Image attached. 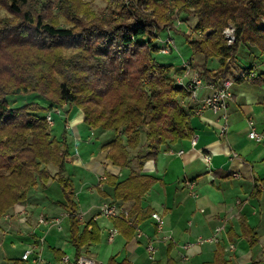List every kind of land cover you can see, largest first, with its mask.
<instances>
[{
  "label": "trees",
  "instance_id": "trees-1",
  "mask_svg": "<svg viewBox=\"0 0 264 264\" xmlns=\"http://www.w3.org/2000/svg\"><path fill=\"white\" fill-rule=\"evenodd\" d=\"M130 1L125 4L123 0H109L116 8L120 7L123 19L125 11L130 14L128 22L93 16L87 22L78 21L82 31H76L47 22L29 9L24 11L28 0H7L11 12L22 18L29 27L28 34L34 36L30 39L27 35L19 43V49L8 56L6 69L0 71V219L14 205L24 202L32 187H43L49 180H57L64 196L60 206L69 217V241L75 249V258L85 246L99 242L100 228L92 218L80 228L74 187L65 168L68 156L65 117L69 108L82 110L88 128L113 132L101 149L107 150L106 158L112 165L120 170L127 168L128 173L120 177L106 172L102 185L110 189L113 201L130 202L129 215L139 219L144 213L141 198L153 181L150 174L141 171L145 161L156 157L162 143L191 135L189 117L193 106L185 100L180 102L187 91L174 79L181 71L153 55L157 53L156 31L152 39L146 35L158 27L155 14L145 11L149 0ZM166 1L168 9L177 7L175 3L179 0ZM183 3L196 18L193 28L205 30L199 39L189 41L186 37L194 65L195 55L201 56L202 62L196 66L205 81L219 85L228 77L241 44L264 55V22L260 20L264 16V0ZM185 8L181 10L184 12ZM169 16H165L171 19L164 27L173 23V16ZM229 23L235 28L231 44H227L222 32ZM164 27L158 33L165 31ZM35 37L41 40L46 37L49 43L35 41ZM214 56L217 65L211 68L208 63ZM249 67H245V73ZM256 78L264 81V70L257 72ZM29 93L38 95L41 103L32 100L11 107L6 100L8 94ZM54 108L63 115L60 138L51 133L46 120V113ZM50 165L55 167L53 173ZM111 219L119 231L126 228L129 235L135 233L133 222L123 217ZM63 254L57 252L56 259ZM106 264L132 263L110 256ZM202 264L226 263L221 252H216L211 262Z\"/></svg>",
  "mask_w": 264,
  "mask_h": 264
},
{
  "label": "crops",
  "instance_id": "crops-1",
  "mask_svg": "<svg viewBox=\"0 0 264 264\" xmlns=\"http://www.w3.org/2000/svg\"><path fill=\"white\" fill-rule=\"evenodd\" d=\"M254 52L251 53L254 58L261 56ZM195 57L197 60L201 58L200 55ZM246 66L250 67L245 73ZM257 72L253 64L248 63L239 66L236 73L228 76L232 80V97L227 104L228 127L223 135L218 134L220 119L210 110H204L199 115L191 114L190 137L162 143L156 157L145 161L147 170L143 165L141 171L150 174L153 181L141 198L143 216L141 219L134 214L130 216L135 224V233L129 235L126 228L119 231L112 219L107 217L104 229L100 227L101 233L105 231L107 242L112 243L115 237L119 239L120 247L112 253L116 260L125 259L132 264H202L211 262L215 253L221 252L226 264H264V144L256 143L247 136L248 119L253 120L257 130L264 131V81L256 78ZM248 73H253V76H248ZM199 92L202 94L200 99L210 89L203 86ZM190 104L194 106L195 102L191 101ZM69 109L65 117L66 129H72L74 134L76 128H87L82 110L74 106ZM55 114L63 116L61 112L52 113V118ZM90 130L92 135L93 129ZM101 133L111 135L109 130ZM192 139H195L194 144ZM106 152L101 149L103 175L110 172L124 177L122 169L108 161ZM205 152L210 154L209 164L203 158ZM76 157L77 153L72 154L73 159ZM187 180L194 181L196 195H192L185 185ZM82 186L90 194L95 190L102 202H114L127 209L130 206V202L113 201L110 189L104 184L88 188L83 182ZM37 188L32 187L25 201L8 211L27 207L29 215L25 222L19 223L16 217L6 219L2 216L0 219V248H3L7 237L19 238L11 241L12 247L19 249L17 258L6 259L4 252L0 251V264H26L20 260L25 245L37 236L41 227L45 230L43 235L46 240L48 230L56 226L53 224L45 228L37 225L38 213L34 211L38 207ZM99 205L91 206V218L98 213ZM151 212H158L162 218L160 231L155 227ZM101 217L99 215L95 221ZM62 218L61 215L60 223ZM222 220L225 226L219 233L217 243L184 247L186 243H193L198 236L211 235ZM59 229L62 230V227ZM137 231H140L139 236L136 235ZM110 233H113L111 241L108 239ZM149 239L155 242L157 250L153 261L147 259L145 250ZM229 243L234 247L231 250L227 248ZM90 247L85 246L82 253H88ZM72 251L75 258V249L66 241L61 248H54L53 254L56 259L57 252L70 255Z\"/></svg>",
  "mask_w": 264,
  "mask_h": 264
},
{
  "label": "rangeland",
  "instance_id": "rangeland-1",
  "mask_svg": "<svg viewBox=\"0 0 264 264\" xmlns=\"http://www.w3.org/2000/svg\"><path fill=\"white\" fill-rule=\"evenodd\" d=\"M183 1L181 2L179 0L178 2H176L175 4L178 5L177 7L166 9V0H149L147 3V8L145 10L149 13L151 12V14H155V16L153 17L154 19H156V25L158 26L156 27L157 29L153 28L150 33L146 34L149 39L155 37V35L153 34L155 31L156 37L160 36L161 38H163L167 35V29H172L170 35L174 40L176 49L173 48L171 53L165 55L160 53H153V55L157 57L160 62L172 63L174 67L181 66L184 59H189L191 56H193L192 50L186 39L187 35L190 41L191 39L201 38L205 31L199 29L196 30L193 28L196 18L193 15L192 9L187 10V8H185ZM124 2L125 4H129L131 1L123 0V3ZM160 6L162 7V9L160 8ZM128 7L131 6L128 5ZM182 8H185L184 12L181 10ZM22 9L24 11L26 9H29L34 14L39 13L47 22H51L59 26H69L76 31H82V26L78 25V21L81 22L83 21L82 19H86L84 21L87 22L93 16L106 17L108 19H110L111 17H116V21H122L120 19H123L119 13L120 7L116 8L115 3H110L109 0H28V4L25 5ZM139 10H142V8H140ZM162 13H165L163 18ZM167 14L173 16V23L171 24V26L164 27V25L170 22L171 19H165V16ZM128 15L130 14L126 13V11L123 13V17H125L123 19L124 23L129 21ZM148 19H152V17L149 16ZM260 20L264 21V16L260 17ZM7 23L9 25L6 26ZM23 23L24 22L22 21V18L11 12L7 0H0V71L6 69L7 58L9 54H13L14 50L17 51L19 49V43L21 41H25L24 39L27 38V35L30 36V39H32L34 36V34L32 33L28 34L29 27ZM10 27L13 28L10 29ZM162 27L165 28V31H161L158 33V29ZM34 40H37L39 42L42 41L46 44L49 43V39L46 37L42 38V40L41 37H35ZM254 51V48L248 45L241 44L239 50L237 51L236 58L232 63L229 75L232 73H236V69L239 68V66H243L244 64L248 63L253 64L257 71L264 70V55L254 58L251 55V53ZM254 53L255 55H257V50ZM200 62H202L201 58L198 60L195 59V65L193 66L201 73L200 68L196 66V63ZM208 65L211 68L215 67L217 65V57L214 56V59H212L208 63ZM14 72L15 74H18V72ZM201 96L202 94L199 92L198 97ZM6 100L11 107H17L24 104L25 102H29L32 100L41 103L40 97L38 95H33L30 93L8 94L6 96ZM183 100H185L188 104L191 103V100L184 98V96H181L180 102L182 103ZM53 120V125L50 126L48 124V126L50 127L51 133L57 138H60L63 134V118L60 117V115L55 114L53 115ZM72 132V129L67 130L66 134L68 156L66 157L65 168L66 172L70 175L74 187V199L77 205V211L80 215V228H82L83 225L91 218V206L101 204L102 202V199L95 190L93 194H90L89 192H87L86 187L83 188L82 183L85 182L88 188L93 186L96 187L98 176L103 175V156L101 154V145L104 141H107L109 138H111L113 132L111 131V135H102L99 130L93 129V134L91 135V130L90 128L88 129V127L84 130H77L76 128L74 129L75 133L73 134ZM144 149L145 148H143V150ZM76 153L77 157L73 159L72 154ZM144 166V170H147V166ZM49 170L51 171V173H53L55 171V167L50 165ZM127 172L128 169L123 168L122 176H125ZM35 188L38 189L36 192V202L38 204V207L34 211L38 214L44 213L50 216H63L61 222L62 230H58L57 226L49 229L46 233V240L44 243V248L42 250L44 259L49 260L51 263H54L57 260L55 259L53 254L54 248H61V245L66 241L70 243L69 217L65 213L63 207L60 206V203L63 202L64 196L59 182L55 179L49 180L43 187L35 186ZM107 218L105 216H102L96 222L99 228L101 227V229H104V227L106 226L104 220H106ZM110 223L108 222V224ZM42 228L43 227H41L40 231L37 233L38 236L45 233V230ZM41 229L43 231H41ZM18 239L19 238H15L12 236L6 238V241L3 244V248H0V251L4 252L6 259L17 258V255H19L18 247L13 248L11 245V241L15 242ZM118 247H120L118 237H115L114 241L112 243H109L106 240L105 231H102V233L100 232L99 242L96 244H92L89 248L88 253L85 254L94 257L101 264H106L109 257L112 256V253H114V250ZM123 252L124 251H122V253ZM51 254L53 257L48 258L47 256H51ZM70 255L68 256L72 260L73 251Z\"/></svg>",
  "mask_w": 264,
  "mask_h": 264
},
{
  "label": "built area",
  "instance_id": "built-area-1",
  "mask_svg": "<svg viewBox=\"0 0 264 264\" xmlns=\"http://www.w3.org/2000/svg\"><path fill=\"white\" fill-rule=\"evenodd\" d=\"M264 22V21H262ZM171 28H168L166 33L167 35L163 38L158 36L156 38V51L160 54H168L172 52V49H176L174 40L171 33ZM223 34L226 39L227 44L233 43L235 39V28L232 24H227L223 29ZM192 60L184 59L181 66H176L180 69V73L176 74L174 79L175 83L183 87L187 91V96L185 98L194 101L195 105L193 106V114L199 115L204 110H210L221 123L219 126L218 134L223 135L227 131L228 127V112L227 104L232 97L231 85L232 80L229 78L224 79L219 85H215L211 82L205 81L200 72L194 68ZM248 76H253V73H248ZM206 86L210 89V92L204 95L199 99L198 92L203 87ZM52 113H60L58 108L46 113L47 123L52 126L53 118ZM248 132L247 136L256 143L264 144V131H259L255 128L254 122L252 119H248ZM192 143H195V139H192ZM203 158L206 163H210V154L205 152L203 153ZM105 179V175H102L98 178L96 187L102 186V181ZM194 181L187 180L185 185L188 187L192 195H196V192L193 190ZM29 215V209L27 207H21L17 211H12L5 213L3 216L6 219L17 218L19 223L25 222L26 218ZM99 215L112 218V217H123L128 220L129 223L133 221L130 218L129 211L127 208L119 206L115 203L102 202L99 205L98 213L95 214L92 219L95 220ZM80 216V215H79ZM151 217L154 219L155 227L158 231L162 229V218L158 212H151ZM61 216L58 217H46L43 213L37 215L36 223L37 225L50 226L55 224L58 228L61 226ZM225 226V221L222 220L221 223L214 227V231L209 236H198L193 243H186L184 247L187 248L193 244H204V243H217L219 241V233L223 230ZM116 231V230H115ZM137 236L140 235V231H137ZM108 239L111 241L113 239V233H110ZM45 235H37L35 238L27 243L20 255V260L22 262H27L29 264H101L94 257L81 253L76 258L72 260L67 254H63L59 259L54 263H51L44 259L42 255V250L44 248ZM228 250L233 249V245L229 243ZM145 250L147 259L153 261L156 255V245L152 239L147 240L145 244Z\"/></svg>",
  "mask_w": 264,
  "mask_h": 264
}]
</instances>
